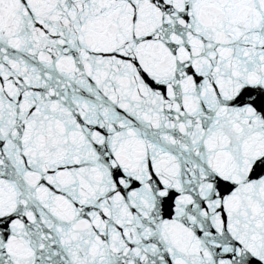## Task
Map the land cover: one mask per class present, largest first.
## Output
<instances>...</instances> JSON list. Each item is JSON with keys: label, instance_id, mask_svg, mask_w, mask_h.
Segmentation results:
<instances>
[{"label": "snow or ice", "instance_id": "snow-or-ice-1", "mask_svg": "<svg viewBox=\"0 0 264 264\" xmlns=\"http://www.w3.org/2000/svg\"><path fill=\"white\" fill-rule=\"evenodd\" d=\"M0 264H264V0H0Z\"/></svg>", "mask_w": 264, "mask_h": 264}]
</instances>
